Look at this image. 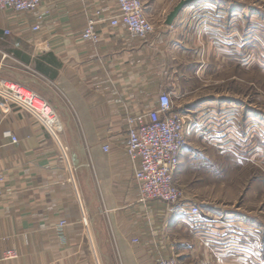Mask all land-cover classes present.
<instances>
[{
  "label": "crops",
  "instance_id": "1",
  "mask_svg": "<svg viewBox=\"0 0 264 264\" xmlns=\"http://www.w3.org/2000/svg\"><path fill=\"white\" fill-rule=\"evenodd\" d=\"M180 1L143 0L155 26L147 38L111 25L117 0H43L36 11H0V81L36 72L30 86L59 117L57 127L48 118L46 125L0 90V264H158L172 255L180 264H264L261 214L186 213L187 203L198 205L196 189L217 184L205 181L207 169L216 173L225 159L205 141L259 134L263 124L261 112L233 95L248 91L249 39L234 25L248 5L197 0L167 24ZM97 11L95 44L81 33ZM232 61L236 71L228 70ZM166 92L194 126L175 174L195 192L183 211L140 202V161L126 150L129 118L157 108ZM8 249L19 258L3 260Z\"/></svg>",
  "mask_w": 264,
  "mask_h": 264
},
{
  "label": "built area",
  "instance_id": "2",
  "mask_svg": "<svg viewBox=\"0 0 264 264\" xmlns=\"http://www.w3.org/2000/svg\"><path fill=\"white\" fill-rule=\"evenodd\" d=\"M43 0H0V11L12 10L15 12L36 11L41 7ZM118 14L110 19L112 26L125 25L133 36L147 38L155 32L154 23L146 15L143 0H117ZM48 11L38 14L39 22L33 29L39 30L41 22ZM97 11L90 17L84 27L81 37L83 40L95 44L99 42V33L96 28L98 22ZM9 31H6L8 34ZM27 81L1 80V93L7 94L15 103L29 108L41 117L42 122L52 116L55 127L59 125V117L49 101L35 91L30 83L35 81L34 72ZM194 131L193 123L187 115L174 110V103L170 93H161L157 108L148 113L129 118L127 154L133 161L139 159L140 167L136 171V181L140 189V202L163 201L167 205L184 209L187 198L185 189L175 182V174L180 162V152L188 142V136ZM17 142V137H13ZM104 149L109 150L105 145ZM66 166V155L60 156ZM5 175L0 171V198L3 196L2 185ZM186 213L197 219L200 215L198 205L187 203ZM63 223H61L62 225ZM5 260L19 257L16 249L5 251ZM158 264H180L175 255L161 258Z\"/></svg>",
  "mask_w": 264,
  "mask_h": 264
},
{
  "label": "rangeland",
  "instance_id": "3",
  "mask_svg": "<svg viewBox=\"0 0 264 264\" xmlns=\"http://www.w3.org/2000/svg\"><path fill=\"white\" fill-rule=\"evenodd\" d=\"M237 1V6L241 1L243 5L246 3L248 5L243 11V19L234 20V25L241 28L239 33L242 32L249 39L248 59L245 58L249 68V81L248 91H236L233 95L236 97L243 95V99L249 101L250 113L261 112L262 115L259 116H262L263 124L259 128V134L252 131L255 128L250 124L248 131L252 132H242L230 140L205 141L207 144H210L209 142L216 144V148H221L226 155L222 163L217 165L216 173L209 172L207 169L205 181H212V183L215 181L216 186L196 189L195 199L199 201L200 215L211 211L210 207H215L214 211L229 209L249 215L261 214L258 221H261L264 226V0ZM229 63V61L226 62L227 66H230ZM237 69L238 67L232 61L231 68L228 70L236 71ZM188 118L191 121L192 118ZM184 189L186 193L195 194L194 189ZM190 194H187L188 198ZM214 200L216 204H209V201ZM170 207L179 210L177 207Z\"/></svg>",
  "mask_w": 264,
  "mask_h": 264
},
{
  "label": "water",
  "instance_id": "4",
  "mask_svg": "<svg viewBox=\"0 0 264 264\" xmlns=\"http://www.w3.org/2000/svg\"><path fill=\"white\" fill-rule=\"evenodd\" d=\"M197 0H181L174 9L169 13L166 19V23L171 25L173 21L177 18L180 12L188 5H191Z\"/></svg>",
  "mask_w": 264,
  "mask_h": 264
},
{
  "label": "bare ground",
  "instance_id": "5",
  "mask_svg": "<svg viewBox=\"0 0 264 264\" xmlns=\"http://www.w3.org/2000/svg\"><path fill=\"white\" fill-rule=\"evenodd\" d=\"M48 119H50L52 122L55 121L54 118L52 116L47 117Z\"/></svg>",
  "mask_w": 264,
  "mask_h": 264
}]
</instances>
